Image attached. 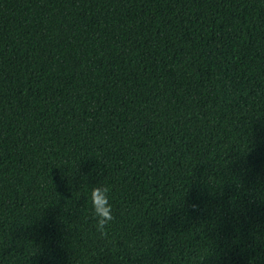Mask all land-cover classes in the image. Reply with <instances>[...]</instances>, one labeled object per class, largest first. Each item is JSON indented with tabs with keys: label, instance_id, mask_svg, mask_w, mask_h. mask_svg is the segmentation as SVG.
Here are the masks:
<instances>
[{
	"label": "trees",
	"instance_id": "trees-1",
	"mask_svg": "<svg viewBox=\"0 0 264 264\" xmlns=\"http://www.w3.org/2000/svg\"><path fill=\"white\" fill-rule=\"evenodd\" d=\"M0 264H264V0H0Z\"/></svg>",
	"mask_w": 264,
	"mask_h": 264
},
{
	"label": "clouds",
	"instance_id": "clouds-1",
	"mask_svg": "<svg viewBox=\"0 0 264 264\" xmlns=\"http://www.w3.org/2000/svg\"><path fill=\"white\" fill-rule=\"evenodd\" d=\"M110 188L100 184L91 188L89 199L92 205V219L95 221L97 232L107 235L108 226L114 221L113 208L109 202Z\"/></svg>",
	"mask_w": 264,
	"mask_h": 264
}]
</instances>
